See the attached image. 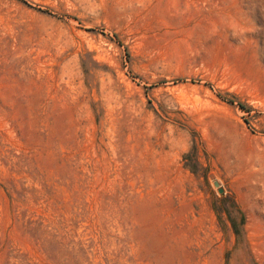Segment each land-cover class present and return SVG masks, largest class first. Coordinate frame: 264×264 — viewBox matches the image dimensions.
Returning a JSON list of instances; mask_svg holds the SVG:
<instances>
[{
  "label": "rangeland",
  "instance_id": "1",
  "mask_svg": "<svg viewBox=\"0 0 264 264\" xmlns=\"http://www.w3.org/2000/svg\"><path fill=\"white\" fill-rule=\"evenodd\" d=\"M0 264H264V0H0Z\"/></svg>",
  "mask_w": 264,
  "mask_h": 264
},
{
  "label": "trees",
  "instance_id": "2",
  "mask_svg": "<svg viewBox=\"0 0 264 264\" xmlns=\"http://www.w3.org/2000/svg\"><path fill=\"white\" fill-rule=\"evenodd\" d=\"M27 225H28L29 228H31V230H32L33 227H34V228H33L34 230H35V229L37 230V229H39V228L41 227V224L36 223V222H33V221H28V222H27ZM36 230H35V231H36ZM38 240H39V239H38Z\"/></svg>",
  "mask_w": 264,
  "mask_h": 264
},
{
  "label": "water",
  "instance_id": "3",
  "mask_svg": "<svg viewBox=\"0 0 264 264\" xmlns=\"http://www.w3.org/2000/svg\"><path fill=\"white\" fill-rule=\"evenodd\" d=\"M215 186H217V183H215Z\"/></svg>",
  "mask_w": 264,
  "mask_h": 264
}]
</instances>
